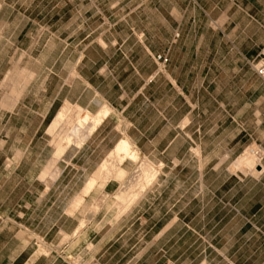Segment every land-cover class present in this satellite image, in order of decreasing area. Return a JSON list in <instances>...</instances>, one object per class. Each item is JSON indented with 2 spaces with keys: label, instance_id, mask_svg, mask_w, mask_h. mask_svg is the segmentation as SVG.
I'll list each match as a JSON object with an SVG mask.
<instances>
[{
  "label": "crops",
  "instance_id": "0c3cea01",
  "mask_svg": "<svg viewBox=\"0 0 264 264\" xmlns=\"http://www.w3.org/2000/svg\"><path fill=\"white\" fill-rule=\"evenodd\" d=\"M190 1L192 20L188 28L183 26L182 18L174 17L171 22L162 19V27L158 29L160 41L148 40L146 31L137 33L143 40L139 46L144 62L135 63L128 58L124 64L128 68L115 75L113 61L108 60L105 64L92 61L91 70L85 76L83 59L80 60V70L76 68L75 71L76 85L80 89L82 86L89 89L90 98L80 93L74 103L92 115L89 135L80 146L75 147L72 155L62 156L58 162L59 171L52 177L45 170L21 176L18 169L24 161L18 157L10 158L6 163V170L1 171L5 175L0 178V196H12L14 190L20 187V196L34 195L38 198L31 203L13 206L12 218H9L10 215L5 218L0 207V264H64L52 258L50 253V235L54 231L59 233L57 243L71 236L70 248L66 249L70 251L69 255H74L76 251L73 250L88 242L92 227L77 236L73 230L67 231L63 226H58L57 230L60 220L51 222L50 211L64 202L63 196L69 187L78 189L77 194L84 195V200L103 193L114 194L121 187L119 182L110 178L102 180L101 169L123 145L130 155L136 151L138 156H155V162L162 167L172 165L169 173L173 172L177 180L192 181L195 164H201V178L204 179L205 166L222 165L227 170L232 163L238 162L253 142L264 149L262 77L256 75L250 82V95L246 98L236 97L233 104L222 100L221 91L207 97L201 92L202 78L206 75L204 70L212 50L221 53L217 63L221 69L222 52L224 57L228 53L232 66L240 70L250 66V61L259 56L264 46V0ZM206 2L218 6L216 12L219 10L222 13V28L197 27L200 11L213 18L211 14L214 11L205 7ZM176 22L178 29L174 28ZM164 23L169 25L164 27ZM176 32L179 38L174 43ZM213 41L217 44L213 45ZM166 51L170 61L163 73L157 72L154 57L156 53ZM133 64L134 70H131ZM99 74L105 77V84L98 77ZM110 79L119 84L118 93L109 95L110 92H107ZM129 82H137V87L129 88L126 86ZM29 94L28 87L21 91L16 105L10 113H6L10 121L34 113L45 117L49 113V109L40 113L33 105H27L24 100ZM44 125L45 122L41 121L34 130L26 124L7 123L6 128L11 127L14 132L21 133L20 139L27 140L30 146ZM230 129L235 133L227 135ZM128 163L134 161L129 157L124 158L121 166ZM14 179L20 182H9ZM218 179H226L230 188L222 194V198H218V205H222L218 226L222 229V237L214 238L213 248L217 255L213 260L222 259V264H264V165L258 166L257 171L250 174L229 172L227 177L222 175ZM7 184H11L8 191L5 190ZM23 185H26L25 189H22ZM86 190L87 193L84 192ZM192 201L193 198L185 206L180 205L179 200L168 206L162 205L156 211L162 213L161 218L150 221L139 240L145 242L149 237L148 243L154 244V247H146L141 252L161 254L159 258L163 259L160 260L168 257L174 259L176 264L189 259L191 255L193 257L195 244L201 242L196 241V223L194 216L189 214L194 212ZM70 204L69 207H61L60 212L66 215ZM112 227H115V223ZM243 229H251L247 230L244 242L243 235H240ZM126 234L121 237L124 238ZM121 237H115L114 245L120 242ZM90 242L94 241L90 239ZM114 250L115 254L119 251L117 248ZM240 260L245 262L240 263Z\"/></svg>",
  "mask_w": 264,
  "mask_h": 264
},
{
  "label": "rangeland",
  "instance_id": "374dc122",
  "mask_svg": "<svg viewBox=\"0 0 264 264\" xmlns=\"http://www.w3.org/2000/svg\"><path fill=\"white\" fill-rule=\"evenodd\" d=\"M190 3V0H0V178L5 175L1 171L6 170L9 159L17 157L24 161L18 169L21 176L44 170L50 172L51 177L54 176L59 171L58 162L62 156L72 155L75 147L82 144L91 129L92 115L74 103L80 93L90 98L89 89L85 86L80 89L76 85L75 71L76 68L80 70V60L83 59L85 76L91 70L92 61H99L100 64L113 61L115 75L128 68L124 66L128 58L135 63L144 62L139 46L143 40L137 33L146 31L148 40L160 41L158 29L162 27V19L171 22L174 17L182 18L183 26L188 28L192 20ZM205 7L208 10L212 8L213 18L200 11L196 20L197 27L222 28V13L219 10L216 12L218 6L206 2ZM165 23L164 27H167L169 24ZM177 26L176 22L174 28ZM177 32L173 38L174 43L179 38ZM216 44L213 41V45ZM209 55L211 57L204 70L206 75L202 78L201 92L204 97L217 95L221 91L222 100L226 99L232 104L236 97L246 98L250 92V82L258 75L255 66L259 57L252 59L250 66L240 70L232 66L228 53L224 57L222 52V69L217 64L221 53L212 50ZM159 56L162 60H159ZM154 61L155 70L163 73L170 61L168 51L156 53ZM133 66L131 70H134ZM98 77L106 83L103 75L99 74ZM135 84L138 83L129 82L126 86L135 88ZM27 87L31 94L24 102L33 105L40 113L49 109V113L45 117L34 113L10 121L6 113H10L21 91ZM106 89L112 95V92L118 93L120 87L114 79H110ZM62 111H65V116L52 129ZM41 121L49 125L45 130V125L43 129L40 128L41 132L30 146L27 140L20 139L21 133L14 132L11 127L6 128L7 123H22L36 130ZM234 133L235 130L230 129L226 134ZM248 149L255 151L252 163H240L239 158L227 170H224L226 166L211 164V168H204V179L201 178V164H195L193 181L177 180L173 172L169 173L172 165L162 167L155 162V156H138L133 151L136 152V158L133 159L129 150L124 155L113 153L105 164L102 180L110 178L119 182L121 187L114 194L103 193L84 200V195L77 194L78 189L69 187L63 196L64 202L51 209L50 221L55 223L60 220L57 230L58 226H63L67 231L73 230L77 236L89 227L93 228L88 234L89 241L73 250L80 251L74 255L67 252L71 236L57 243L59 233L54 231L50 235L49 244L52 258L64 264H136L137 261V264H176L174 259L168 257L160 260L163 259L159 258L161 254L141 252L146 247L153 249L154 244L148 243L149 237L145 242L139 240L147 224L161 218L162 213L156 211L162 205L168 206L179 200L180 205L185 206L193 198L194 212L189 214L194 216L196 241L201 243L195 244L193 257L191 255L189 259L180 260L177 264H222V259L213 260L217 255L213 246L215 236L222 237V229L218 227L222 205H218V198L229 191L230 185L226 179L220 181L218 178L222 175L227 177L229 172L250 174L256 172L258 166L264 165V149L261 145L253 142L245 152ZM256 151L259 155H256ZM127 157L134 163L121 166ZM183 166L187 167L185 164ZM220 166L221 170H216ZM121 171L124 172L123 176ZM9 182L20 181L14 179ZM10 185L7 184L6 191ZM25 188L26 185H23L22 189ZM20 190V187L16 188L12 196H0V207L5 218L8 215L12 218L13 206L31 203L38 198L34 195L22 197L18 194ZM84 192L87 193V190ZM69 204L70 209L64 215L60 208ZM114 223L115 227H112ZM247 230L251 229H243L240 233L243 242ZM126 232L124 238L121 237ZM259 234L261 236L262 232ZM115 237L121 238L114 245ZM90 239L94 242L91 243ZM114 248L119 250L116 254Z\"/></svg>",
  "mask_w": 264,
  "mask_h": 264
},
{
  "label": "bare ground",
  "instance_id": "6f19581e",
  "mask_svg": "<svg viewBox=\"0 0 264 264\" xmlns=\"http://www.w3.org/2000/svg\"><path fill=\"white\" fill-rule=\"evenodd\" d=\"M66 109V108H65ZM68 115V114H67ZM65 116V111H62V112H60L59 114H58V116H57V118H56V120L54 121V123H53V126H52V129H54V127H56L59 123H60V121L63 119V117ZM81 117L82 118H84V116H82L81 115ZM84 120V119H83ZM83 126V125H82ZM73 128V127H72ZM55 132V131H54ZM66 146V145H65ZM120 151H121V153L123 152V153H126L127 151H128V149H127V147L125 146V145H123L121 148H119V150H118V152L119 153H117V154H121L120 153ZM132 155V157H133V159H134V157L136 158V152H134V153H132L131 154ZM131 157V158H132ZM254 159H255V151L254 150H250V149H248L243 155H241V157H240V163H246V164H249V163H252L253 161H254ZM104 164V163H103ZM106 164V163H105ZM103 165L102 166V169H101V171L103 172L104 171V167L106 168V165ZM99 172H100V170H99ZM99 174V173H98ZM101 174V173H100ZM120 174H121V176H123L124 175V172L123 171H121L120 172ZM102 175V174H101Z\"/></svg>",
  "mask_w": 264,
  "mask_h": 264
},
{
  "label": "built area",
  "instance_id": "2783aa9c",
  "mask_svg": "<svg viewBox=\"0 0 264 264\" xmlns=\"http://www.w3.org/2000/svg\"><path fill=\"white\" fill-rule=\"evenodd\" d=\"M258 57H259V61L256 64L255 68L258 75L264 79V47L262 48ZM158 58L159 60H162L161 56H159ZM256 153H257L256 155H259V152L256 151ZM95 264H99V263H95Z\"/></svg>",
  "mask_w": 264,
  "mask_h": 264
}]
</instances>
